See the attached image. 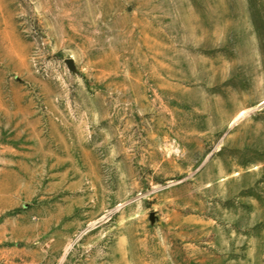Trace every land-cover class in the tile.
Returning a JSON list of instances; mask_svg holds the SVG:
<instances>
[{
  "label": "rangeland",
  "instance_id": "1",
  "mask_svg": "<svg viewBox=\"0 0 264 264\" xmlns=\"http://www.w3.org/2000/svg\"><path fill=\"white\" fill-rule=\"evenodd\" d=\"M0 264H264V0H0Z\"/></svg>",
  "mask_w": 264,
  "mask_h": 264
}]
</instances>
